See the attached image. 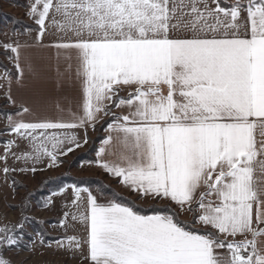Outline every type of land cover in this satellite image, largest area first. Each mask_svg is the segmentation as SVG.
I'll return each mask as SVG.
<instances>
[{"label":"snow or ice","instance_id":"snow-or-ice-1","mask_svg":"<svg viewBox=\"0 0 264 264\" xmlns=\"http://www.w3.org/2000/svg\"><path fill=\"white\" fill-rule=\"evenodd\" d=\"M17 6L36 27L4 18L0 33L14 110L0 113V183L14 199L18 178L60 167L103 123L95 160L81 163L131 199L102 184L28 193L5 205L18 215L0 219V264L40 249L78 264H264V0ZM43 48L53 65L28 54ZM69 190L56 221L30 215Z\"/></svg>","mask_w":264,"mask_h":264},{"label":"rangeland","instance_id":"rangeland-1","mask_svg":"<svg viewBox=\"0 0 264 264\" xmlns=\"http://www.w3.org/2000/svg\"><path fill=\"white\" fill-rule=\"evenodd\" d=\"M20 1L27 3V0H20ZM4 18H8V20L19 21L20 25H21V21H25L26 23H32V22L26 21L29 18L25 15L24 8L17 6V4H12L11 0H0V29L1 30L3 29L2 32L12 27L10 23L5 24ZM2 25H4V27ZM3 39H5V37L3 35H0V40H3ZM0 59L6 64L11 65L2 54H0ZM0 107L2 109H10L9 106L5 105V99H1V98H0ZM1 123L2 121H0V126H1ZM94 135H95V132H92L90 130L89 136L93 137ZM85 148L86 147H84L80 151L69 154V156L67 157H64L63 158L64 163L60 167H58L55 171H52L49 173H38V178L47 179V178H53L59 175H69L73 177H92L94 179H98L99 181L105 183L110 189H114L118 193H121L129 197L128 193L118 188L115 180L110 179L104 173L97 172V173L88 175V171L91 166L87 164H82L81 162H78L76 166H74V164L76 163V159H75L76 155L81 152H84ZM21 179L23 180V183L26 186V190L17 191L14 199L12 198L8 185L0 183V219H2L4 214L6 213L7 222H14L18 213L14 210H11V211L8 210L5 207V205L16 206L20 204L22 198H24L28 193L30 192L32 193V191L34 192V190L37 189L38 183H37L36 176L35 178H32L29 175V177L21 178ZM136 203L141 204L139 201H137ZM30 215L35 219H40V216H41L40 210L32 211ZM40 220H45V218L43 219L41 218ZM46 231H48L47 228H46ZM6 255L13 259L14 264H20L21 261H26V264H78L72 261L76 259L70 258L69 256H66L63 253H57L52 249H40L34 253L22 251L19 254H16L14 252H9V253H6Z\"/></svg>","mask_w":264,"mask_h":264},{"label":"trees","instance_id":"trees-1","mask_svg":"<svg viewBox=\"0 0 264 264\" xmlns=\"http://www.w3.org/2000/svg\"><path fill=\"white\" fill-rule=\"evenodd\" d=\"M11 3L12 4H17V5H23L25 4L23 1H20V0H11ZM24 22V23H23ZM5 25V24H4ZM4 25H2L4 27ZM21 25L23 26H29V27H32L34 28L35 25L32 24V23H26L25 21H21ZM3 30V29H2ZM2 30L0 29V33L2 32ZM0 64H4V65H7L10 69L12 67V65H8L6 64L5 62H3L1 59H0ZM14 110L12 108L10 109H2L0 107V113H4V112H7V113H11L13 112ZM97 131L95 132V135L93 137H90L89 136V144L88 145H85V151L84 152H81L79 154L76 155L75 159H76V163L74 164V166H76V164L78 162H82V161H85V160H95V150L97 149L98 147V144L101 142V140L103 139L104 137V131H103V123L102 124H98L97 125ZM3 139H6L5 137H0V140H3ZM38 173H36V178H37V189L34 190V192H37L38 195H39V191L38 190H43L45 193H47V191L51 188V187H55L59 184H62V183H68V184H79L80 186H88V187H92V188H96L98 185H104L105 186V189L108 190V191H114L116 192L118 195L122 196V197H125V198H128V199H131L121 193H118L117 191H115L114 189H110L105 183L99 181L98 179H94L92 177H73V176H69V175H59V176H55L53 178H45V179H42V178H38ZM44 181H49V184L46 186L44 184ZM33 192V191H32ZM31 193V192H30ZM137 207H141L142 205L139 204V203H136ZM57 219H45L44 221H46L47 223H52L54 221H56ZM47 234H48V237L49 238H54V237H57V236H53V235H50L48 233V231H46Z\"/></svg>","mask_w":264,"mask_h":264},{"label":"crops","instance_id":"crops-1","mask_svg":"<svg viewBox=\"0 0 264 264\" xmlns=\"http://www.w3.org/2000/svg\"><path fill=\"white\" fill-rule=\"evenodd\" d=\"M26 21L27 22H32L30 19H27ZM33 35H34V33H33ZM26 38L27 37H21L20 39L23 42V40L26 39ZM50 41H51V37L46 36L45 37V43H48ZM28 54L33 57V59L37 63V65H41V64L53 65L54 62H55V55H56V53H55V50L54 49H47V48H43V49H33ZM0 84H2V81H0ZM0 98L1 99H4V96H3V88L2 87H0ZM0 127H3V122L1 123V126ZM89 134H90V131H89ZM103 134H104V137H105V133H103ZM99 147H100V143L98 144L97 149ZM82 149H77L75 152L80 151ZM56 169L57 168H55V169H49V170H47L45 172H39V173H49V172L55 171ZM97 172L103 173L102 171H100L99 169H97L95 166H91L90 169H89V171H88V175L94 174V173H97ZM18 179H21V178H18ZM118 188H120V190L123 191V189L120 186H118ZM55 199H56V205H57L56 209H54L52 211L40 210V215H41L40 216V219L41 218L42 219L43 218H45V219H51V218L52 219H58L60 217V214H61L62 205L64 203H70V201L72 199L70 190L69 191H66L63 194V196H57ZM47 229H48V233L50 235L58 236L59 232H58L57 229H54V228H47ZM72 261L78 263L77 260H72Z\"/></svg>","mask_w":264,"mask_h":264}]
</instances>
